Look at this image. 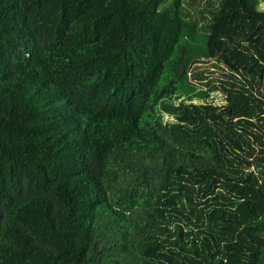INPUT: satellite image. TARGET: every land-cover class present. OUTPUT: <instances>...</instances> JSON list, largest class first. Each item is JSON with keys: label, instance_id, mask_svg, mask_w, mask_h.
I'll list each match as a JSON object with an SVG mask.
<instances>
[{"label": "trees", "instance_id": "1", "mask_svg": "<svg viewBox=\"0 0 264 264\" xmlns=\"http://www.w3.org/2000/svg\"><path fill=\"white\" fill-rule=\"evenodd\" d=\"M0 0V264H264V0Z\"/></svg>", "mask_w": 264, "mask_h": 264}, {"label": "rangeland", "instance_id": "2", "mask_svg": "<svg viewBox=\"0 0 264 264\" xmlns=\"http://www.w3.org/2000/svg\"><path fill=\"white\" fill-rule=\"evenodd\" d=\"M214 0H183V11H186L188 19H196L201 24L204 23V19L201 18V12L206 8L207 3ZM172 0H168L167 3L163 4L162 7H170Z\"/></svg>", "mask_w": 264, "mask_h": 264}]
</instances>
